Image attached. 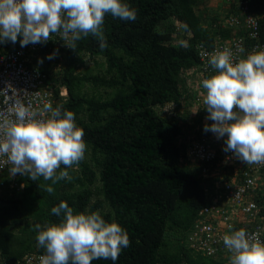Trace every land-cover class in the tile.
Returning a JSON list of instances; mask_svg holds the SVG:
<instances>
[{"label":"trees","instance_id":"trees-1","mask_svg":"<svg viewBox=\"0 0 264 264\" xmlns=\"http://www.w3.org/2000/svg\"><path fill=\"white\" fill-rule=\"evenodd\" d=\"M201 1L123 0L137 10V19L106 15L105 49L89 36L77 42L76 51L48 42L32 52L28 63L44 75L55 97L54 107L75 113L90 158L69 169L71 181L52 185L53 194L44 189L51 181L16 176V182H22L20 193L0 196L1 258L44 254L33 226L59 223L61 217L51 209L65 201L74 212L99 211L129 235L130 246L117 261L101 259L93 264L214 263L192 238L194 233L201 234L199 212L209 203L205 189L211 187V180L202 169H216L227 177L233 167L217 158L195 163L187 148L201 143L217 151L216 136L204 130L212 121L202 123L203 105L195 102L193 84L200 79L196 72L201 63L197 46L209 50L215 40L231 39L234 30L219 25L213 16L204 24L207 17L199 8ZM248 3L258 18L263 41L262 1ZM230 5L228 11L234 12V3ZM181 40L189 44L187 49L179 46ZM18 45L19 38L15 44H0V52ZM98 55L104 68L93 74L85 57L94 61ZM86 84L102 92L88 94ZM60 85L67 88L65 98L58 96ZM170 103L174 114L162 109ZM192 107L200 108L193 112V121L186 123L185 113ZM238 177L244 178L241 172Z\"/></svg>","mask_w":264,"mask_h":264},{"label":"clouds","instance_id":"clouds-1","mask_svg":"<svg viewBox=\"0 0 264 264\" xmlns=\"http://www.w3.org/2000/svg\"><path fill=\"white\" fill-rule=\"evenodd\" d=\"M242 1L248 3L230 0L234 12L228 11L232 8L229 4L224 6L226 13L212 15L219 25L233 28L231 39L243 34V30L227 24L229 16L241 11ZM251 6L247 4L250 13ZM109 14L124 21L137 19V10L123 0H0V44H15L19 38L21 47L38 43V48L52 42L76 51L78 41L92 36L103 50L108 46L104 22ZM209 18L204 24H209ZM183 28L187 30L188 26ZM245 42H249L246 36ZM179 46L187 49L189 44L181 40ZM237 52L243 53L244 48L238 46ZM205 55L215 71L202 80V107L207 112L201 108L200 117L202 123L212 121L204 130L217 139L225 138L224 151L244 164L264 165V51L243 59L230 48ZM54 68L57 71L59 62ZM28 95L27 90L11 83L0 89V170L7 166L10 177L19 174L33 181L41 177L51 181L44 189L53 194L52 185L71 181L69 169L85 159V133L73 111L53 107L51 102L33 107L30 101L25 103ZM58 96L67 97L65 85L58 86ZM191 148L189 145L187 153L193 159ZM19 184L22 187V182ZM51 213L61 217L59 223L33 226L37 246L44 249L40 264H93L101 259L115 262L130 246L127 231L117 222L106 221L99 211L74 212L61 201ZM222 240L230 253L229 264H264V242L255 233L240 228L225 234ZM211 258L214 263L224 264L220 257Z\"/></svg>","mask_w":264,"mask_h":264},{"label":"built area","instance_id":"built-area-1","mask_svg":"<svg viewBox=\"0 0 264 264\" xmlns=\"http://www.w3.org/2000/svg\"><path fill=\"white\" fill-rule=\"evenodd\" d=\"M242 2H240L241 11L238 15L227 18V24L243 30L242 35L239 34L232 39H217L209 50L202 45L197 46L198 59L201 62L199 72H196L200 79L193 84L197 103H202L205 94L202 80L210 77L215 71L209 65L206 53L212 54L230 48L238 58L243 59L251 53L264 51V40H260L258 18L247 10V1ZM262 4L264 6V0ZM262 16L264 18V11ZM245 36L249 42H245ZM37 46L38 43H30L25 47L19 45L15 49L0 52V89L11 83L15 88L29 92V95L25 97V103L30 101L33 107H40L45 102H51L54 107L55 97L44 82V75L33 63H28ZM238 46L244 48L243 53L237 52ZM205 73L208 76L203 77ZM2 99L3 97L0 96V100ZM215 140L217 151L208 150L205 144H193L192 160L196 163L202 159L210 161L217 158L218 162L233 167L232 174L226 177L219 170L202 169L203 176L211 180V187L207 186L205 189L209 203L199 212L202 217L201 223H198L201 234L194 233L192 238L193 243L197 244L204 254L214 258L220 257L224 264H229L230 253L224 247L222 240L225 234L244 228L249 233H255L259 241L264 242V165L244 164L231 152L224 151L225 138H215ZM6 168L7 166L4 169ZM240 172L244 176L242 179L238 177ZM41 255L43 254L26 253L16 260L0 257V264H40Z\"/></svg>","mask_w":264,"mask_h":264},{"label":"rangeland","instance_id":"rangeland-1","mask_svg":"<svg viewBox=\"0 0 264 264\" xmlns=\"http://www.w3.org/2000/svg\"><path fill=\"white\" fill-rule=\"evenodd\" d=\"M230 4V0H205L204 4H201V8L204 9V13H207V19L209 17H211L212 15H218L221 13H226V8H224V6H228ZM85 62L86 64L91 67V73L95 74L96 72H100V70H103L104 68V61L103 58L101 56L99 57H95L94 61L87 59V56L85 57ZM86 91L88 92V94H98L99 92H102V89L97 88L96 89H89L86 88L88 87V85L86 84L85 86ZM164 110L165 113L167 114H174L175 110H174V106L171 104H167L165 105V107L162 108ZM167 109V110H166ZM197 108L193 107L191 108L188 113V115H186L185 113V121L186 123L192 122L193 121V111H195ZM198 112V111H196ZM184 114V112H182ZM90 158V153L89 150H86L85 153V160L89 161ZM4 172V171H3ZM1 173V183H0V196H10L12 194H15L16 196L20 193L21 190V182H16L17 180V175L15 177H10L8 174V168L5 169L4 173ZM17 183V184H16Z\"/></svg>","mask_w":264,"mask_h":264}]
</instances>
